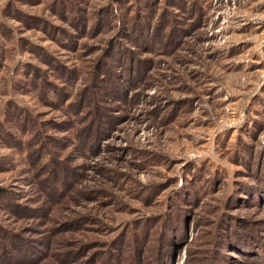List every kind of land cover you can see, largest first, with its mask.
Here are the masks:
<instances>
[{"label":"rangeland","instance_id":"1","mask_svg":"<svg viewBox=\"0 0 264 264\" xmlns=\"http://www.w3.org/2000/svg\"><path fill=\"white\" fill-rule=\"evenodd\" d=\"M0 264H264V0H0Z\"/></svg>","mask_w":264,"mask_h":264}]
</instances>
